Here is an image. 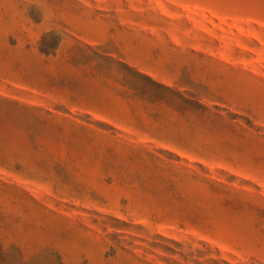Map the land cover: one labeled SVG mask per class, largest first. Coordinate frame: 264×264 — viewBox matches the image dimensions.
Instances as JSON below:
<instances>
[{"label": "rangeland", "instance_id": "1", "mask_svg": "<svg viewBox=\"0 0 264 264\" xmlns=\"http://www.w3.org/2000/svg\"><path fill=\"white\" fill-rule=\"evenodd\" d=\"M99 1L0 0V264H264V0H140L225 58L188 89L65 47Z\"/></svg>", "mask_w": 264, "mask_h": 264}, {"label": "crops", "instance_id": "2", "mask_svg": "<svg viewBox=\"0 0 264 264\" xmlns=\"http://www.w3.org/2000/svg\"><path fill=\"white\" fill-rule=\"evenodd\" d=\"M156 8H160L159 5L148 1L100 0L95 6L84 9L86 13L76 16L73 25L64 27V46L73 42L75 48L95 57L97 62L112 60L115 80L124 78L116 66L120 63L168 89L192 87L191 83L181 84L182 79L202 81L209 87L211 77L225 71V58L210 56L203 34L195 44L186 37L185 17L177 30H173L169 23L163 24L164 19ZM109 77L108 71L103 69L90 74V80H100L95 87L102 89L110 88ZM125 102L135 103L130 98ZM127 111H131L129 106Z\"/></svg>", "mask_w": 264, "mask_h": 264}]
</instances>
